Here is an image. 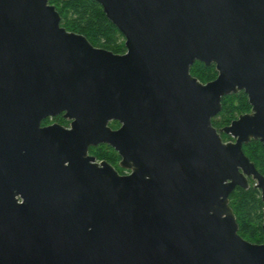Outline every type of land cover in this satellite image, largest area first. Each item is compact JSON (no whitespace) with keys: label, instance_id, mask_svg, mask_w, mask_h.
Here are the masks:
<instances>
[{"label":"water","instance_id":"95a60500","mask_svg":"<svg viewBox=\"0 0 264 264\" xmlns=\"http://www.w3.org/2000/svg\"><path fill=\"white\" fill-rule=\"evenodd\" d=\"M96 1L127 52L68 30L49 0H0V264H264L230 205L249 177L264 191L243 150L257 120L221 129L236 143L212 124L260 70L190 74L200 0ZM61 112L70 128L42 126ZM105 142L131 173L89 155Z\"/></svg>","mask_w":264,"mask_h":264},{"label":"flooded vegetation","instance_id":"af4514ba","mask_svg":"<svg viewBox=\"0 0 264 264\" xmlns=\"http://www.w3.org/2000/svg\"><path fill=\"white\" fill-rule=\"evenodd\" d=\"M199 6V19L196 28L198 35L194 49L192 51H187V48L180 50V58L191 59L190 74L203 85L218 80L224 67L227 68L228 74L232 78L244 76L246 68L250 66L260 70V76L254 78V81H258L259 89L250 91L247 90L246 85L241 87L240 84H236L237 91L233 90L222 95L221 109L213 116L212 124L220 131L224 142L236 143L238 136L221 129L232 125L242 115H248L257 120V127L254 130L256 134H259V137L256 138L253 136L254 134H251V138L243 142V150L254 163L253 156L257 152L260 156V165H256V163L255 165L257 170L264 175V6L262 7L257 0H200ZM120 36L126 46V36L123 33ZM106 49L120 54L127 52V49L125 52ZM256 115L257 118H255ZM71 122L72 120L65 116V112H61L58 115L45 118L42 121V126L58 123L70 128ZM108 126L112 130H117L122 126V123L118 119H112ZM247 133L252 132L248 131ZM97 148H104L108 152L104 151L103 157L99 158L100 154L92 152ZM89 155L94 156L97 162L107 161L120 174L132 172L121 165L120 151L107 142L90 146ZM253 181L254 179L249 177L250 186ZM256 183L255 181L253 187L259 189L263 201L262 234H253L255 239H250L248 237H252V235L250 233L244 235L240 230L238 220L237 222L238 232L243 238L260 244L264 243V191L263 188L256 186ZM254 230L258 231V228L255 227Z\"/></svg>","mask_w":264,"mask_h":264},{"label":"trees","instance_id":"16d2710c","mask_svg":"<svg viewBox=\"0 0 264 264\" xmlns=\"http://www.w3.org/2000/svg\"><path fill=\"white\" fill-rule=\"evenodd\" d=\"M49 2L60 12L63 26L70 31L85 35L96 46L112 49L113 44L117 42V35L122 34L96 0H49ZM253 159L256 165H260V156L257 152ZM230 204L244 235L250 233L252 237L248 238L255 239L253 234H262L263 201L258 188L253 185L248 189L238 186L232 192ZM255 227L258 231L254 230Z\"/></svg>","mask_w":264,"mask_h":264},{"label":"rangeland","instance_id":"374dc122","mask_svg":"<svg viewBox=\"0 0 264 264\" xmlns=\"http://www.w3.org/2000/svg\"><path fill=\"white\" fill-rule=\"evenodd\" d=\"M112 47H113L112 50H115V51L118 50L119 52H125L126 49H127V47L124 45V43H123V39H121V36H120V35H117V42H116L115 44H113ZM110 49H111V48H110ZM117 125H118V124H117ZM115 126H116V125H115ZM224 140H226V138H224ZM104 151H105V152H108V151H106V149H104V148H97V149H94V151H92V152L100 154L99 158H102V157H103V153H104ZM255 181H256V180H254V181L252 182V185L254 184Z\"/></svg>","mask_w":264,"mask_h":264}]
</instances>
